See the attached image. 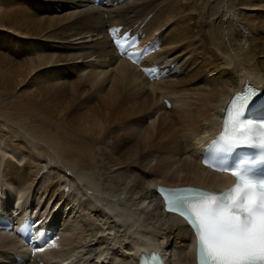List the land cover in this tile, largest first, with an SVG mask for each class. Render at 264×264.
<instances>
[{
	"label": "bare ground",
	"instance_id": "6f19581e",
	"mask_svg": "<svg viewBox=\"0 0 264 264\" xmlns=\"http://www.w3.org/2000/svg\"><path fill=\"white\" fill-rule=\"evenodd\" d=\"M24 1L40 27L14 32L0 24V47L54 67L49 78L77 92L80 103L54 108L45 94L26 99L0 83V213L40 219V227L59 233L31 259L14 235L0 231V264H18L17 254L27 259L22 264L37 257L135 264L139 249L153 247L169 264H195L188 225L163 210L155 187L232 183L200 163L201 149L221 130V113L246 79L264 92V0ZM220 3L225 11L217 15ZM118 24L155 44L147 64L168 67L167 77L150 81L117 54L107 28ZM182 92L191 99L178 107ZM118 101L138 104L144 129L109 121L104 112Z\"/></svg>",
	"mask_w": 264,
	"mask_h": 264
},
{
	"label": "snow or ice",
	"instance_id": "6c2138e0",
	"mask_svg": "<svg viewBox=\"0 0 264 264\" xmlns=\"http://www.w3.org/2000/svg\"><path fill=\"white\" fill-rule=\"evenodd\" d=\"M249 100V92L233 98L226 110L225 131L212 147L229 154L241 148L264 150V121L242 119ZM230 122L241 131L230 135ZM238 167L239 171L231 169L238 182L219 193L194 187L166 190L168 210L186 215L195 227L199 264H264V177Z\"/></svg>",
	"mask_w": 264,
	"mask_h": 264
},
{
	"label": "rangeland",
	"instance_id": "374dc122",
	"mask_svg": "<svg viewBox=\"0 0 264 264\" xmlns=\"http://www.w3.org/2000/svg\"><path fill=\"white\" fill-rule=\"evenodd\" d=\"M10 1L11 0H0V24H5L7 28L9 29L11 28L10 30L14 32H28V31L31 32L32 31L31 28L40 27V18H38V16L37 17L32 16V19L29 18L28 16L29 14H27V10H26L28 9V4L24 0H23L25 3L24 5L11 3ZM209 1L211 5H214L213 3H215V0H209ZM224 5H225L224 3H220L217 6V8L220 7L219 10L218 9L216 10L217 15L219 14L218 13L219 11H223V12L225 11ZM244 26L245 23L244 24L242 23L243 29ZM12 52L13 51L10 49L9 46L2 45L0 47V58H1L0 72L2 71L0 73L2 74L0 75L1 84H4L6 87L10 85L16 86L17 87L16 92L24 95L26 99H29L33 96L40 98L44 96V95L40 96L41 94H45V97L51 102V105H54L53 106L54 108H56L55 106L57 105H58L57 107L64 108L68 105L70 106L71 104L77 102L80 103V97L78 96L77 92L75 91L71 92V89L70 90L68 89L69 86H64L62 81L59 82L60 80L49 78V76H53L52 70L54 69V67L52 66L49 68L37 67L35 59L32 58L31 56L29 57L26 54L23 55L21 53L14 55V53ZM60 75H65V73L61 71ZM72 80H76V79L73 77ZM64 88L66 91H63ZM106 95L109 96V94ZM53 99H54V103L52 102ZM95 99L96 101H99V97H96ZM190 99H191V93L189 94L186 92H182L180 94L179 102L177 104L178 107H180L181 105L185 107L188 104L187 102L190 101ZM94 105L95 104H93V106ZM134 106L135 108H133ZM97 110H99L100 113L104 112L101 109H97ZM161 111L163 112V109L159 108V111H157L154 114L155 116L153 115L152 118L146 120L145 125L150 124L152 121L157 119L160 116ZM104 114L108 115L106 117H108L109 121L111 120V122L119 121L122 124L128 122L131 127L133 126L132 127L133 129L137 128L138 130L145 128V126L140 124L141 123L140 121L137 122L136 120L137 117L140 115L138 111V104L118 101L113 110H108L107 112H104ZM154 161H156V159Z\"/></svg>",
	"mask_w": 264,
	"mask_h": 264
}]
</instances>
